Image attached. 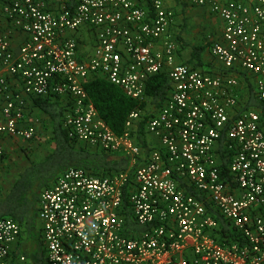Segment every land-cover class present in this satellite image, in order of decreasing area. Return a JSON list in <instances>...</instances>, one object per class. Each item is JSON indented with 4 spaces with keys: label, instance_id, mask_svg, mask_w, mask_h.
<instances>
[{
    "label": "built area",
    "instance_id": "2783aa9c",
    "mask_svg": "<svg viewBox=\"0 0 264 264\" xmlns=\"http://www.w3.org/2000/svg\"><path fill=\"white\" fill-rule=\"evenodd\" d=\"M194 1L224 22L223 40L210 48L219 73L176 61V44L165 38L175 14L164 0H152L151 9L137 0H58L55 9L48 0H0V15L26 36L15 52L10 34L0 35L1 68L21 79L27 95L68 94L70 138L131 163L107 176L71 167L40 191L47 264H264V112L243 107L237 94L246 73L264 104V0ZM83 27L98 42L86 60L67 36ZM161 72L171 88L148 119L146 133L160 145L145 157L134 132L143 109L117 134L85 84L100 74L143 101L149 78ZM6 89L0 75V134L32 140L24 99ZM21 234L16 220L0 219V264H28L14 252Z\"/></svg>",
    "mask_w": 264,
    "mask_h": 264
},
{
    "label": "trees",
    "instance_id": "16d2710c",
    "mask_svg": "<svg viewBox=\"0 0 264 264\" xmlns=\"http://www.w3.org/2000/svg\"><path fill=\"white\" fill-rule=\"evenodd\" d=\"M193 49L191 59L193 65L191 67L196 68V66L202 65L201 48ZM250 85L251 95L247 105L264 110V105L254 98V85L252 83ZM170 88L171 84L166 72L155 74L147 82L146 97L151 99L156 108H160L166 102ZM85 89L89 100L95 104L100 116L117 134H122L126 130L129 114L134 109H144L148 103V99L139 101L127 96L120 87L109 82L105 76L96 73L90 76L85 84ZM54 97L58 96L39 97L34 100L35 105L51 120L52 150L45 158L33 161L26 167L6 195L0 197V219L11 217L21 225L22 233L28 232L31 237L35 234L34 231L37 227L36 217L40 191L56 180L63 171L71 167L84 168L94 175L107 176L128 170L131 166L130 159L125 156L112 154L70 138L68 130L64 126L69 104L62 105L58 98ZM151 115L144 114L134 131L136 142L142 148L148 146L146 125ZM227 167L228 162H224V170ZM221 222L223 237H226L228 227L224 220ZM221 240L225 239L221 238ZM42 244L41 238L39 246L35 249L38 252L28 253L30 259L34 260L33 264H46V250ZM28 254L26 253V255Z\"/></svg>",
    "mask_w": 264,
    "mask_h": 264
},
{
    "label": "crops",
    "instance_id": "0c3cea01",
    "mask_svg": "<svg viewBox=\"0 0 264 264\" xmlns=\"http://www.w3.org/2000/svg\"><path fill=\"white\" fill-rule=\"evenodd\" d=\"M137 1L143 7L151 9L152 0ZM77 2L78 0H71L70 3L76 5ZM164 2L170 9L174 11L175 14L165 38L173 41L176 44V61L178 63L184 64L190 63V66L193 65L191 63L194 51L193 48L200 47L202 65H198L196 68L213 73L221 72L224 67L214 58L210 48L213 42L223 40L224 22L222 18L215 14L209 5H199L194 0H164ZM57 3L58 0H48V5L51 9H55ZM0 18V35L5 31L8 32L12 41V47L15 52H18L26 38L25 34L15 28H12L6 17L0 15ZM67 36L75 37L77 39L78 53L81 60H86L96 53L98 46L97 35L91 28L83 27L76 33L69 32ZM91 41L94 42L93 45L91 44ZM88 43L91 44L90 49L87 45ZM84 49L89 51L83 54L85 51ZM0 75H3L7 80L6 93L9 95L19 94L24 99L26 104V120L27 122L34 124L36 128L35 136L41 131L43 137L41 140L34 139L35 136L32 140H25L10 135L0 134V145L3 148V154L0 157V181L2 185L0 197H3L12 188L13 184L19 177V174L24 171L26 167H28L33 161L45 158L46 155H48L52 150V128L49 116L42 112L34 103V100L39 97L25 94L21 79L19 77L12 76L2 69L1 66ZM240 79L241 83L239 89L237 90V94L241 105L245 108L253 107L258 109L252 105H247L251 95L250 83L254 85L252 78H250L248 74L242 72L240 73ZM57 98L62 103V105L65 106L70 100L68 94L58 96ZM254 98L257 99L255 94ZM147 99L148 103L143 109V115L146 113L155 114L159 108H156L154 103L151 101V99L149 100L148 97H145L144 101H147ZM4 103L5 96L1 95L0 112ZM261 111L264 112V110ZM38 112L40 115H38ZM38 117H42V124L40 120L37 119ZM147 139L148 146L147 148L143 147L145 157L148 155V151L151 147H158L160 145L158 138L152 134H147ZM141 161L143 160L141 159ZM54 182L55 180L51 184ZM36 224L37 227L34 231L35 234L31 237L32 240H28L26 242L27 238H24L23 240V233L21 234L19 240L14 245V252L16 254L22 253L26 255V253L28 254L31 252H36L35 249H37L41 240L38 228V225H40V220L38 219V210ZM42 245L46 250V244L43 242ZM26 256L28 257V264H33L34 260L30 259L29 254ZM45 259L47 264V250L45 252Z\"/></svg>",
    "mask_w": 264,
    "mask_h": 264
},
{
    "label": "rangeland",
    "instance_id": "374dc122",
    "mask_svg": "<svg viewBox=\"0 0 264 264\" xmlns=\"http://www.w3.org/2000/svg\"><path fill=\"white\" fill-rule=\"evenodd\" d=\"M93 41H91V44L93 45ZM91 44H87L88 46H89V49H90V45ZM85 50V49H84ZM89 50H85L84 52H83V54H85L86 52H88ZM94 52V51H93ZM92 52V53H93ZM95 53V52H94ZM86 56V55H85ZM38 115H40V113L38 112ZM37 117V116H36ZM37 119H39L40 120V122H41V124H42V117H38ZM33 122H35V121H33ZM36 123V122H35ZM39 131H40V129H39ZM41 138H43L42 137V133H41V131H40V133L39 134H37L36 136H35V138L34 139H37V140H41ZM39 233H40V231H39ZM24 238H27V240H26V242L29 240H32V238H31V236H30V234L28 233V232H23V240H24Z\"/></svg>",
    "mask_w": 264,
    "mask_h": 264
}]
</instances>
